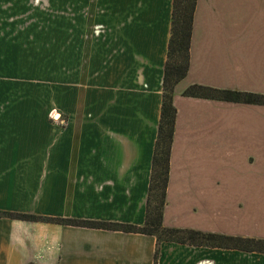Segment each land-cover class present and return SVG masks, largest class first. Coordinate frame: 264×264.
<instances>
[{"label":"crops","instance_id":"0c3cea01","mask_svg":"<svg viewBox=\"0 0 264 264\" xmlns=\"http://www.w3.org/2000/svg\"><path fill=\"white\" fill-rule=\"evenodd\" d=\"M172 5L0 0V41L51 42L46 103L60 111L52 120L45 109L0 112V211L143 225ZM248 18L264 36V0L196 1L189 70L173 96L166 227L264 239L211 231L210 196L184 210L169 196L176 178H195V152L186 150L214 137L230 113L259 107L181 95L191 84L264 93V54L248 53L246 35L231 28ZM155 245L142 233L0 217V264H153ZM157 264H264V253L162 242Z\"/></svg>","mask_w":264,"mask_h":264},{"label":"rangeland","instance_id":"374dc122","mask_svg":"<svg viewBox=\"0 0 264 264\" xmlns=\"http://www.w3.org/2000/svg\"><path fill=\"white\" fill-rule=\"evenodd\" d=\"M232 1L252 3L255 0ZM231 28L233 33L246 35L243 45L248 53L264 54V36L254 18H248L247 22L243 19L240 25ZM50 43L47 40L0 41V98H7L0 112L4 108L7 112L21 111L20 108L45 109L51 120V113L60 112L46 103L49 61L53 59ZM261 83L248 82V85ZM38 100L44 103L31 105ZM251 110L242 108L230 113L222 119V130L214 137L206 138L201 145L195 144V150L185 151L195 152V178H176L169 194L175 196L173 203L182 210L190 207L192 197L210 196L205 199L209 213L203 224L214 232L264 235V107ZM212 146L214 154L207 150ZM208 158L214 162L210 160L208 164Z\"/></svg>","mask_w":264,"mask_h":264},{"label":"trees","instance_id":"16d2710c","mask_svg":"<svg viewBox=\"0 0 264 264\" xmlns=\"http://www.w3.org/2000/svg\"><path fill=\"white\" fill-rule=\"evenodd\" d=\"M196 1L197 0H173L171 30L162 80L160 117L153 150L143 225L135 226L111 222L49 218L7 211H0V217L55 222L152 235L156 239L153 264H157L162 242H176L193 246L264 253V239L262 238L233 236L212 232L206 233L189 228L166 227L163 224V214L167 203L166 197L170 156L176 118L173 96L176 85L186 77L189 70L190 43ZM181 95L189 98L264 106V94L215 88L200 84H191L187 86L181 92Z\"/></svg>","mask_w":264,"mask_h":264},{"label":"built area","instance_id":"2783aa9c","mask_svg":"<svg viewBox=\"0 0 264 264\" xmlns=\"http://www.w3.org/2000/svg\"><path fill=\"white\" fill-rule=\"evenodd\" d=\"M53 116H54V113H51V117L53 118Z\"/></svg>","mask_w":264,"mask_h":264}]
</instances>
